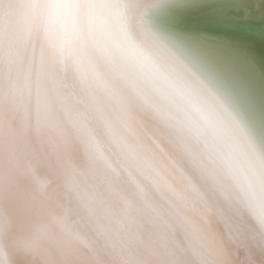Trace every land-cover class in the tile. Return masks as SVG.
<instances>
[{
    "label": "bare ground",
    "instance_id": "obj_1",
    "mask_svg": "<svg viewBox=\"0 0 264 264\" xmlns=\"http://www.w3.org/2000/svg\"><path fill=\"white\" fill-rule=\"evenodd\" d=\"M8 3L0 0V39L36 47H47L46 41L53 38L63 39L58 30L45 36L33 6L30 23H14L15 10L5 7ZM190 5H219L220 16L238 14L252 22L264 17V0H93L98 21L107 22L104 39L110 44L112 63L120 65L130 55L139 56L163 71L195 100L190 110L202 139L238 170L255 174L264 165V30L245 28V35L226 38L174 30L169 25L173 11ZM99 55L94 45L75 40L64 49L58 65H49L50 72L58 71L73 85L76 96L87 101L89 113L82 124L65 120L61 130L56 117L41 105V130L55 147L39 163L34 151L38 148L35 85L30 120L21 109L15 122L18 150L8 200L13 216H0V264H33L42 252L53 248L70 264H120L125 251L95 222L102 200L107 197L114 203L154 211L159 198L145 176H129L112 155L119 101L102 87L92 91L87 87L95 82L94 62ZM26 72L27 66L20 69L0 61V112L6 82L16 83L15 97L27 105ZM40 87L54 101L51 81L42 78ZM58 115L64 120L62 112ZM137 184L144 186V193ZM243 216L247 239L240 246H220L211 233L169 218L175 230L164 228L154 235L152 256L158 264H264V221L250 209Z\"/></svg>",
    "mask_w": 264,
    "mask_h": 264
},
{
    "label": "snow or ice",
    "instance_id": "obj_2",
    "mask_svg": "<svg viewBox=\"0 0 264 264\" xmlns=\"http://www.w3.org/2000/svg\"><path fill=\"white\" fill-rule=\"evenodd\" d=\"M33 7L39 14L45 36H52L58 30L63 39H50L47 47L0 39V61L20 69L27 66L28 90L26 106L23 98L18 101L15 97V82H6L3 90L0 216L4 219L13 216L8 200L11 167L18 150L15 122L22 108L25 118L31 119L33 85L37 106L34 132L37 163L55 147L54 140L42 133L41 105L56 117L61 130L65 120L68 124H82L88 116L87 101L76 96L73 85L58 71L48 70L50 64L61 62L60 57L71 42L79 40L85 46L94 45L100 53L94 62L95 82L88 83L87 87L90 91L102 87L121 106L119 129L114 130L113 157L129 176L144 175L159 198L152 212L128 203H114L107 197L102 200L101 210L94 214L95 222L125 251L120 264H158L151 252L152 239L164 228L175 230L169 218L185 227L211 233L220 246L243 244L247 239L243 211H255L264 221V165L255 174L238 170L203 140L190 110L195 100L146 59L130 55L123 64L114 65L110 44L104 39L107 22L98 21L93 0H35ZM45 77L52 84V102L48 90L40 87ZM97 111L102 110L97 107ZM60 112L64 120L59 118ZM106 124L111 128L110 122ZM137 189L144 193L143 185L137 184ZM137 249H143V254ZM33 264H70V261L53 248L42 252Z\"/></svg>",
    "mask_w": 264,
    "mask_h": 264
},
{
    "label": "water",
    "instance_id": "obj_3",
    "mask_svg": "<svg viewBox=\"0 0 264 264\" xmlns=\"http://www.w3.org/2000/svg\"><path fill=\"white\" fill-rule=\"evenodd\" d=\"M217 6L219 5L183 7L177 10L178 13L173 11L174 20L171 18L172 24L169 23V25L174 30L178 28L182 33L191 34L194 32L204 36L225 38L232 35H245L243 33L246 32L245 28L249 29L248 32H262L264 30V17L259 22H252L247 18L239 17L241 15L238 14L220 16L221 12L216 10ZM169 18L166 19V23L170 21ZM261 56L264 58V55Z\"/></svg>",
    "mask_w": 264,
    "mask_h": 264
},
{
    "label": "clouds",
    "instance_id": "obj_4",
    "mask_svg": "<svg viewBox=\"0 0 264 264\" xmlns=\"http://www.w3.org/2000/svg\"><path fill=\"white\" fill-rule=\"evenodd\" d=\"M33 2L34 0H9L5 7H11L15 10L14 23L25 24L31 22L30 9L33 6ZM46 43L48 44L49 41H46Z\"/></svg>",
    "mask_w": 264,
    "mask_h": 264
}]
</instances>
